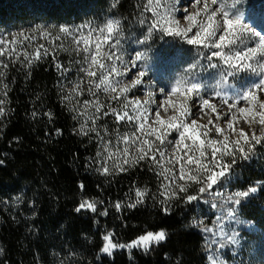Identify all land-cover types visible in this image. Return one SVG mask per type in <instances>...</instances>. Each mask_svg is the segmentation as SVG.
Returning a JSON list of instances; mask_svg holds the SVG:
<instances>
[{
  "label": "trees",
  "instance_id": "trees-1",
  "mask_svg": "<svg viewBox=\"0 0 264 264\" xmlns=\"http://www.w3.org/2000/svg\"><path fill=\"white\" fill-rule=\"evenodd\" d=\"M110 17L122 22L117 34L136 38L138 22L149 13L144 0H0V40L7 42L0 44V264H210L212 253L229 252L219 238L223 222L231 221L245 249L264 237V136L259 144L242 146L249 159L236 151L227 179L211 194L186 203L185 196L197 195L200 185L189 182L184 193L171 188V178L181 164L186 174L195 167L188 156L195 161L201 150L210 153L209 142L184 140L176 147L174 131L146 124L142 132L141 121L104 115L115 109L122 117L137 116L136 102L117 87L97 88L99 68L87 66L80 52L60 49L58 41L62 28L90 23L101 29ZM45 26L53 35L48 44L34 32ZM77 85L76 92L69 90ZM141 154L143 160L131 163ZM254 187L239 205L226 202ZM85 201L95 202L96 211L85 205L77 212ZM161 230L166 239L147 251L127 247ZM109 234L117 245L111 255L102 251Z\"/></svg>",
  "mask_w": 264,
  "mask_h": 264
},
{
  "label": "rangeland",
  "instance_id": "rangeland-1",
  "mask_svg": "<svg viewBox=\"0 0 264 264\" xmlns=\"http://www.w3.org/2000/svg\"><path fill=\"white\" fill-rule=\"evenodd\" d=\"M144 1L149 18H141L138 22L141 30L138 37L129 38L123 33L117 34L122 22L110 17L106 19L101 29L89 23L70 26L66 28L67 32L61 31L59 48L84 54L87 66L99 68L97 75L99 84L101 73H108L115 66L119 74L110 73L108 83L117 87L119 94L135 100L138 115L144 114L145 109L147 110L146 124L150 127L167 133L176 132L168 125L173 122L178 124L181 119L190 124L191 117H184L183 113L186 109H191L193 104H199L203 107V112L197 113L196 116L195 144L213 140L211 135L220 137L221 142H224V137L227 136L229 148L232 147L231 142L236 140L240 141L241 146L249 142L256 143L252 139L253 133L259 138L264 136L261 132L264 124L259 123L261 116L264 115V108L260 107L261 103H264V86L259 88L253 86L264 80V41L253 33L264 35V0H217L215 5L208 0L207 12L204 11V0H201L196 7L188 9L189 13H198L192 21L193 26L188 32V37L194 36L199 29L203 40V43L194 45H189L183 34L170 35L166 31H178L189 27V21L184 19L179 20V25L174 23L179 19L177 14L184 11L180 7L181 0ZM184 2L187 3V0ZM216 9L220 10L215 17L209 19L210 13ZM223 11L229 12L230 19L235 20V16H240V23L234 26L226 36V42L217 49L212 47L211 43L219 42L220 35H224L223 28L216 30L214 37H208V32L203 29L206 28L208 31L216 29L217 22L222 23ZM110 20L119 21L111 31L108 29ZM154 23L156 27L149 32V27ZM34 32L36 38L46 44L53 40L48 26L37 28ZM27 37L20 35V39L23 40ZM205 44L209 46L205 47ZM40 49L47 52L46 46ZM250 49L254 51H249ZM216 51L221 52L219 57L212 56ZM137 53L141 56L140 60H136ZM237 53L240 55L237 56ZM109 55L112 59L108 58ZM92 56L96 57V63H92ZM133 64L136 65L135 68ZM139 71L144 72L143 77H139ZM138 78L141 83L135 84ZM192 84H198L199 88L189 91ZM100 85L105 88L104 84ZM75 88L69 90L73 92ZM121 88L125 90L122 92ZM172 89L176 91L173 92ZM249 89L252 90L255 99L251 102L239 100L241 94ZM204 99L209 101V106H203ZM225 100L228 104H235L231 111L223 102ZM212 106H215V111L212 110ZM240 107L249 111L240 113L238 111ZM158 108L163 124L154 122ZM209 119L212 120V124L208 123ZM246 120L255 122L249 126ZM229 121L233 125L231 129L227 127ZM216 125L223 130L220 134L215 131ZM241 130L246 134L247 142L240 136ZM205 132L208 133L207 136L204 135ZM185 140L193 143L190 139ZM138 148L136 147V150ZM175 176L179 177L180 172ZM178 182L180 180L175 182L173 180L171 188L175 189ZM222 188L225 189V186L218 187L219 192ZM230 222L229 220L223 222L219 229V238L226 241L229 252L222 255L212 253L210 264H213V260L217 264L221 261L223 264H264V237L260 241L255 240L248 249H245Z\"/></svg>",
  "mask_w": 264,
  "mask_h": 264
},
{
  "label": "snow or ice",
  "instance_id": "snow-or-ice-1",
  "mask_svg": "<svg viewBox=\"0 0 264 264\" xmlns=\"http://www.w3.org/2000/svg\"><path fill=\"white\" fill-rule=\"evenodd\" d=\"M201 2V0H187V3L184 2V0H181V5L180 7L184 9V11L179 12L177 15L179 17V19H176L174 21L175 24L179 25V20L180 19H184L189 21V27L187 29H183L181 28L178 31H172V30H166L168 31V34L170 35H176V36H180L181 34H183V37L187 40V43L189 45H194V44H200L203 43V40L201 39V31L198 29L197 32L195 33L194 36H192L191 38L188 37V32L191 31V28L193 26L192 21H194L195 16L198 13H189L188 9L189 8H194L196 7L197 4H199ZM211 4L215 5L217 4V0H211ZM204 11L207 12L208 8H209V4H208V0H204ZM220 9H216L213 10L210 15H209V19H211L212 17L216 16L217 11ZM229 17V12L227 11H223V20L222 23L221 22H217L216 24V29L212 30V31H208V29L204 28V31L208 32V37H214L216 35V30L223 28V32L224 35H220L219 37V42H215L213 41L211 43V46L217 49H220L221 46L226 42V36L233 30L234 26L236 24L240 23V16H235V20L234 19H230ZM119 24V21H108V29L109 31H111L116 25ZM156 27V24L154 23L152 26L149 27V32H151L153 30V28ZM201 28L203 27L202 25L200 26ZM209 28H211V25L208 26ZM61 31L67 32L68 29L66 28H62ZM254 36L259 37V39L261 41H264V35L261 34H256L253 33ZM117 45L119 44V41L116 42ZM0 44H4L5 46L7 45L6 41L0 40ZM209 45L205 44V47H208ZM99 47V46H97ZM249 51H254V49H250ZM3 54V50L0 49V55ZM9 55L11 56V53H9ZM221 55V52L216 51L212 53V56H216L219 57ZM240 53H237V56H239ZM25 58L27 59V54H25ZM109 59H112V56L109 55L108 56ZM118 58V57H117ZM141 56L139 53H137L136 55V60H140ZM92 63H96V57L92 56ZM209 59H211V57H209ZM5 67H7V65H4ZM103 67V66H102ZM133 67L135 68L136 65L133 64ZM246 67L250 68V66L246 65ZM83 71H85L87 73V75L89 77H92L94 75V73L92 71H90L89 69H83ZM110 73H117L119 74V70L113 66L108 73H101V81L100 84H104L105 85V91H111V92H115L116 88L113 87L111 84L108 83V75ZM144 76V72L139 71V77H143ZM135 84H140L141 80L138 78L135 82ZM100 84H97L96 87H100ZM261 86H264V80H260L259 83L255 84L253 87L259 88ZM199 85L198 84H192L191 88L189 89V91H192L193 89H198ZM79 89V85L76 86L75 89H73V92H76ZM92 89L89 88V91H91ZM125 90V88H121V91L123 92ZM162 92L164 91L163 89L161 90ZM172 91H176V89H172ZM115 98V97H114ZM255 99L254 94L252 92L251 89L247 90L245 93L241 94V96L239 97V100H246L251 102V100ZM225 104L228 105L229 111H231L232 108L235 107V104H228V101L225 100L223 101ZM239 102V101H238ZM3 101H0V104H2ZM85 106H87L89 104V101H85ZM203 106H209V101L207 99H204L202 102ZM127 107V105H125V108ZM261 108H264V103H261L260 105ZM100 110V106L97 105L96 106V111L99 112ZM212 110L215 111V106H212ZM133 111H136V109H133ZM238 111L240 113H246L249 110L247 108L244 107H240L238 109ZM3 112V109L0 108V113ZM203 112V107L199 104H193L191 109H186L183 113L184 117H191V123H186L184 119H181L179 121V123H170L168 125V127L170 129H173L176 131V133L179 136V139L175 141V145L176 147H179L181 144H183L184 140L190 139L192 140L193 144L196 143L197 141V136L195 135L194 132V128L197 125V113H202ZM147 110L145 109L144 114L141 115H137V116H128L127 112L124 113V116H120L119 113H117V111L115 109H111V113L105 112L104 115L107 116L109 114L113 115L116 117L117 122H119V120L123 119L124 117H127V119L129 120H138L141 121L139 122V126H138V131H144L146 129V122H147ZM217 119H219V115L217 116ZM232 119H235V116L233 115ZM155 123H160L163 124L164 121H162L160 119V112H159V108L156 111V119L154 121ZM249 126L254 123V120H246L245 121ZM209 124H212V120L209 119L208 121ZM260 124H264V115L261 116V119L259 121ZM232 122L229 121L227 124V127L229 129L232 128ZM150 127V126H149ZM81 131H83V125H81ZM91 131H95V128L91 129ZM156 130L152 129V132L154 133ZM215 131L217 134H220L223 130L221 129V127L219 125L215 126ZM262 134H264V128L261 129ZM152 134V133H149ZM207 132L204 133L205 136H207ZM240 136L245 138V141L247 142V136L246 134L243 132V130L240 131ZM166 135H165V139H166ZM125 140H128V137L125 136L124 137ZM138 139V138H136ZM156 139L161 140V143H164V140L161 139V137L158 135L156 137ZM252 139H254L256 141L257 144L260 143V138L256 137L255 134L253 133ZM134 142V141H133ZM169 144H172L173 141L168 140L167 141ZM228 137L225 136L224 137V142H220L218 140H210L209 144L211 147V151L210 153H206V151L201 150L199 152V158H197L195 161H193L191 156L187 157V163L189 165H195L194 168L189 169L188 173H185V166L184 164L180 165V176L176 177L174 174L172 176V180H185L186 183L184 184H177L176 187L179 188L180 192H184L187 193L188 190V186H189V182L191 183H195L200 185L198 187V194L197 195H186L185 196V202L186 203H190L192 201H198L199 196L204 194V193H210L211 194V190L213 189L214 185H217L218 182L223 178V179H227L228 174L230 172L231 167L236 163V151L238 150L241 158L242 159H249L248 153L244 151V148L241 146L240 141L236 140V141H232V148L230 149L228 146ZM144 144H148L147 140L143 141ZM217 143H220V147H215L214 145H216ZM201 146H203V142H201ZM251 145L249 146V151H251ZM125 152H127V148H125L124 150ZM173 151H175V148L173 149ZM161 157H163V153H161ZM225 157H232L230 163H224V159ZM145 158V155L141 154L139 155L137 158H133V160L131 161V163H137L138 160H143ZM204 161V162H202ZM179 162V161H177ZM2 163V162H0ZM217 169H219L217 171ZM105 172L108 171L107 168L104 169ZM166 179H168V177H166ZM257 191V189L251 188L249 191L246 192H236L231 196H228L226 198V202H232L236 205L240 204V197H248L250 195V193H255ZM141 195L140 192H137V197L139 198V196ZM173 195H175V193H173ZM216 196H222V193L216 192L215 193ZM85 205H87L88 208H90L92 211H96L95 208V202L89 203L87 201H85L84 203H81L79 205V207L76 209L77 212H79L81 209H83L85 207ZM136 205L133 204L131 205V207H135ZM117 208L120 207V205L116 206ZM213 207H215V205H213ZM165 211L167 212L168 210L165 209ZM233 212H235V209H233ZM105 215L107 213H104ZM109 235H106L104 237V240L106 241V243L103 245L102 251L104 253H108L109 255H111L112 249L117 247V245H114L111 243V241L109 240ZM166 239V233L161 230L157 233H153V232H148L146 235H141L137 240L133 241L131 244L127 245V247L129 248H137V247H142L145 251L148 250V248L150 247V244L152 242H161L163 240ZM120 248L125 247V245H119ZM211 259V258H210ZM213 264H217V262L215 260H213ZM219 264H223V262H219Z\"/></svg>",
  "mask_w": 264,
  "mask_h": 264
},
{
  "label": "bare ground",
  "instance_id": "bare-ground-1",
  "mask_svg": "<svg viewBox=\"0 0 264 264\" xmlns=\"http://www.w3.org/2000/svg\"><path fill=\"white\" fill-rule=\"evenodd\" d=\"M228 90H229V88H228Z\"/></svg>",
  "mask_w": 264,
  "mask_h": 264
}]
</instances>
